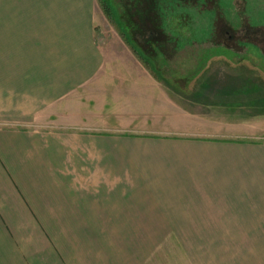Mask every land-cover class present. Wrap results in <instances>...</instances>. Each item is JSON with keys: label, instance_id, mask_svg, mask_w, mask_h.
<instances>
[{"label": "crops", "instance_id": "1", "mask_svg": "<svg viewBox=\"0 0 264 264\" xmlns=\"http://www.w3.org/2000/svg\"><path fill=\"white\" fill-rule=\"evenodd\" d=\"M94 5L0 0V264H264L258 127L222 118L166 148L117 147L108 161H132L122 179L104 171L119 136L82 133L97 123L29 125L83 113L74 101L101 62Z\"/></svg>", "mask_w": 264, "mask_h": 264}, {"label": "rangeland", "instance_id": "2", "mask_svg": "<svg viewBox=\"0 0 264 264\" xmlns=\"http://www.w3.org/2000/svg\"><path fill=\"white\" fill-rule=\"evenodd\" d=\"M104 1L113 17L96 0L91 22L100 67L72 100L83 113H40L31 127L72 133L97 123V132L82 133L119 136V144H104V171L120 170L122 179L132 161H108L117 147L166 148L164 140L190 138L222 118L258 127L252 137L264 139V0Z\"/></svg>", "mask_w": 264, "mask_h": 264}, {"label": "trees", "instance_id": "3", "mask_svg": "<svg viewBox=\"0 0 264 264\" xmlns=\"http://www.w3.org/2000/svg\"><path fill=\"white\" fill-rule=\"evenodd\" d=\"M98 2L100 4L101 9H103V11L107 15H109L110 17H113V15L111 14L112 12H111L110 6L108 4H106V2L104 0H98ZM116 24H117V27H119L118 26L119 25L118 21H116ZM119 30H120L121 34L124 36V38H126V40H128V38L125 35V30L120 29V27H119ZM140 56H142V54H140Z\"/></svg>", "mask_w": 264, "mask_h": 264}]
</instances>
